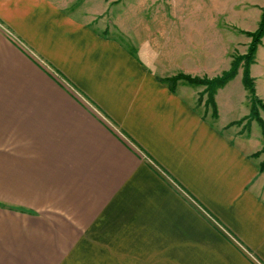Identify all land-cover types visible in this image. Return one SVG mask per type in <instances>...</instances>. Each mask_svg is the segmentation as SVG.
Here are the masks:
<instances>
[{"label": "crops", "instance_id": "0c3cea01", "mask_svg": "<svg viewBox=\"0 0 264 264\" xmlns=\"http://www.w3.org/2000/svg\"><path fill=\"white\" fill-rule=\"evenodd\" d=\"M262 7L237 4L240 26L211 5L135 53L55 0H0V264H264L263 136L227 127L242 69L216 120L204 87L160 79L228 70Z\"/></svg>", "mask_w": 264, "mask_h": 264}, {"label": "rangeland", "instance_id": "374dc122", "mask_svg": "<svg viewBox=\"0 0 264 264\" xmlns=\"http://www.w3.org/2000/svg\"><path fill=\"white\" fill-rule=\"evenodd\" d=\"M55 1H57V3H59L61 6L65 7L67 12L72 13V15H74L75 17L91 22V24L95 25L94 27L97 28L99 31L104 32L108 36L117 37L120 41L125 42L129 47H131L133 41L137 40L138 38L143 40L144 38L149 37L150 39H154V42L158 41L160 39L161 32L163 30L168 29L166 27L168 22L172 23L173 21L177 20L179 17L180 19L181 17L185 18L186 21H193V20L196 21L199 19L200 21H207L209 23L211 15L212 16L215 15V13L211 12V5L218 6V9L227 11L223 15V17H222V13L219 14L218 17L219 21L227 20L242 26V23H240L239 20L242 22L243 19L242 16L243 13L240 12V10H236L235 8V6H237V4L241 3L243 0H55ZM263 8L264 7H262V9ZM208 27H210V23ZM198 28H202V27H198ZM238 31L244 33L243 31H254V30H249L248 28H245V29H238ZM245 36L248 35L246 34ZM248 37L251 40V37L250 36ZM158 46L160 48L161 44H158ZM247 49L242 48L241 46L238 49L241 53L239 51L234 52L233 58L234 55L242 54V53L244 54V51ZM246 52L247 51H245V53ZM256 57L258 58L259 65L258 67L254 68V73H257L256 72L257 69L259 72H261L262 70L264 71V45L260 47V53L257 52ZM222 73L218 75H221ZM189 75L194 76L192 74ZM257 79H258L257 84L259 85V88L261 90L260 93L261 98L264 99V76L263 75L258 76ZM202 87H204V89L201 91V93L205 90V86ZM201 93L198 98V104L201 105L202 108L204 109L203 111H205L207 106L206 105L207 93L204 94L203 99L201 101L202 103H200L199 99L201 97ZM216 95H215V100H216ZM249 105L251 106V101ZM207 112L211 113L212 116L211 106H209ZM260 113L264 118L263 109L260 110ZM249 114L250 111L247 115L241 118L243 119V122L241 124L239 125L234 124V126L241 127L240 131L243 130L244 132L259 133L260 135H262L260 125L256 122V120H252V121L249 120L248 118ZM218 118H219V110H218ZM230 126H232V122L227 125V127Z\"/></svg>", "mask_w": 264, "mask_h": 264}, {"label": "trees", "instance_id": "16d2710c", "mask_svg": "<svg viewBox=\"0 0 264 264\" xmlns=\"http://www.w3.org/2000/svg\"><path fill=\"white\" fill-rule=\"evenodd\" d=\"M245 34L251 37V42L248 45L247 52L244 54L234 55L232 65L230 69L223 72L221 75L215 77L207 76H191L183 72H179L175 75H170L166 77H161V81L165 83L171 91L176 92L178 85L181 81H184L186 84L191 86H205V90L201 93L199 99L202 103V99L205 93H207L206 99V112L208 111L209 106L212 108V117L213 120L218 118V106L215 100V95L219 88L224 87L229 81L233 80L239 72V69L242 67V82L244 87L249 93L251 106L250 114L248 116L249 120H256V122L261 127V133L264 139V118L262 117L260 110H264V100L257 93L255 78L252 75L251 67L255 63L256 55L258 52L259 46L262 44L264 37V8L262 9L261 19L259 25L254 31H243ZM133 52L136 53V48L131 46L129 47ZM208 107V108H207ZM246 119V118H244ZM243 119L232 122L234 124H241ZM264 153V145L261 150L252 154L253 157H259ZM261 171H264V160L259 164Z\"/></svg>", "mask_w": 264, "mask_h": 264}]
</instances>
